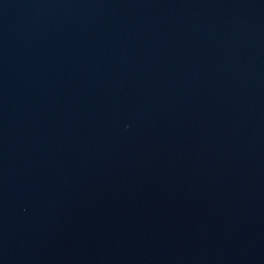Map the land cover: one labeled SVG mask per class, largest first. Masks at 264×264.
<instances>
[{
    "label": "water",
    "instance_id": "95a60500",
    "mask_svg": "<svg viewBox=\"0 0 264 264\" xmlns=\"http://www.w3.org/2000/svg\"><path fill=\"white\" fill-rule=\"evenodd\" d=\"M0 264H264V0H0Z\"/></svg>",
    "mask_w": 264,
    "mask_h": 264
}]
</instances>
